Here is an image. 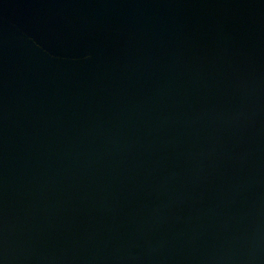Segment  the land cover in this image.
I'll return each instance as SVG.
<instances>
[{"label": "water", "instance_id": "1", "mask_svg": "<svg viewBox=\"0 0 264 264\" xmlns=\"http://www.w3.org/2000/svg\"><path fill=\"white\" fill-rule=\"evenodd\" d=\"M0 264H264V0H0Z\"/></svg>", "mask_w": 264, "mask_h": 264}]
</instances>
